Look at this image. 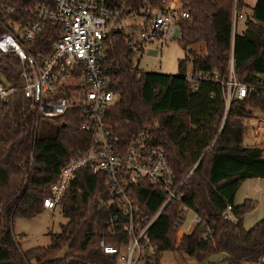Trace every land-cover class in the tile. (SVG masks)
Instances as JSON below:
<instances>
[{"label": "trees", "instance_id": "1", "mask_svg": "<svg viewBox=\"0 0 264 264\" xmlns=\"http://www.w3.org/2000/svg\"><path fill=\"white\" fill-rule=\"evenodd\" d=\"M40 2L50 6L54 0H0L8 6L0 5V22L25 24L29 21L25 13ZM181 6L190 18L179 24L186 58L179 62L177 75L139 71L133 62L137 50L127 46L125 34L108 39L103 62L104 77L118 95L108 120L121 144L127 146L138 133L149 130V143L166 153L177 184L183 183L181 200L170 202L150 229L155 254L146 253L145 264H161L167 253H184L198 264L222 254L224 264H264V220L249 231L243 226L256 203L235 204L243 183L264 180V150L244 145L243 123L254 110L264 113V0H258L242 35L233 34L234 0H181ZM244 8V0H237L238 11ZM3 32L0 24V35ZM50 39L46 34L44 41L29 46L31 52L47 55ZM232 56L236 76L249 87V94L244 100H233L226 113L223 89L214 77L226 76ZM189 64L193 66L190 75ZM19 71L15 55L0 54V75L6 84L20 85ZM89 145V137L72 115L38 120L22 94L5 104L0 114V264L121 262L117 255H106L101 243L127 247L128 219L104 176L86 170L61 203L68 221L48 247L23 252L14 234L17 218L32 219L43 213L44 201L62 168ZM131 188L142 215L138 223L146 225L168 195L148 182ZM229 206L237 224L224 218ZM184 208L204 221L189 237L183 232ZM114 216L120 221L111 232L108 221Z\"/></svg>", "mask_w": 264, "mask_h": 264}, {"label": "built area", "instance_id": "2", "mask_svg": "<svg viewBox=\"0 0 264 264\" xmlns=\"http://www.w3.org/2000/svg\"><path fill=\"white\" fill-rule=\"evenodd\" d=\"M0 5L8 8L6 4ZM25 14L29 17L25 24L16 22L13 26L0 22L4 31L0 35V54L17 57L21 81L20 85L9 86L0 75V114L9 99L22 94L38 120L72 115L79 121L80 131L90 139L88 150L71 158L60 171L44 201V209L54 211L61 206L83 171L104 176L108 190L128 219L125 224L128 246L110 247L102 242L101 248L106 255L119 256L125 264L145 261L146 253L155 254L149 239L150 229L170 202L181 200L179 192L183 183L177 184L166 153L149 143V130L138 133L127 146L121 144L108 120L118 95L104 77L103 62L107 41L112 35L125 34L127 46L133 50L149 44L164 47L174 40L180 21L189 19L190 15L182 8L181 0H143L141 3L138 0H54L50 6L40 2ZM244 18L234 0L233 33L237 32L238 21ZM46 34L53 37L48 42L49 53L38 57L29 46L44 41ZM214 80L222 86L226 113L233 100H244L249 94V87L236 76L233 56L226 76H215ZM251 132L254 138H260L264 134V119L257 120ZM143 182L168 195L166 203L146 225L138 223L142 215L131 188ZM183 215V232L187 237L204 224L195 211L184 208ZM224 218L238 223L232 206L227 208ZM119 221V216L110 218L111 232L117 230Z\"/></svg>", "mask_w": 264, "mask_h": 264}, {"label": "rangeland", "instance_id": "3", "mask_svg": "<svg viewBox=\"0 0 264 264\" xmlns=\"http://www.w3.org/2000/svg\"><path fill=\"white\" fill-rule=\"evenodd\" d=\"M255 0H247V3L253 5ZM245 15L244 19L238 21L237 34H242L246 28V23L252 17L253 9L247 7L240 11ZM235 35V33H233ZM181 30H179L173 41L166 46L160 44L145 45L143 49L136 51L133 62L139 71L144 73H155L162 75L175 76L179 73V62L186 58V53L181 46ZM192 64L187 66V74H191ZM225 77V76H224ZM264 113L254 110L250 119L243 121L246 126L244 145L257 147L264 150V134L260 138H254L251 130L256 126L257 120H263ZM50 128L55 130L54 126ZM247 200L256 203V208L248 213L243 220L244 228L249 231L259 222L264 220V180H248L243 183L236 196V205L241 206ZM191 217V215H190ZM63 216L61 206L54 211L44 210L36 218L24 219L17 218L14 222V234L16 235L19 246L23 252L36 248H45L51 244V237L59 235L62 232V226L67 223ZM125 250L122 251L124 253ZM65 252H62V255ZM225 255H219L212 258L206 264H224ZM119 264H125L119 262ZM136 264H145V261H139ZM161 264H198V262L184 253H167L163 256Z\"/></svg>", "mask_w": 264, "mask_h": 264}, {"label": "crops", "instance_id": "4", "mask_svg": "<svg viewBox=\"0 0 264 264\" xmlns=\"http://www.w3.org/2000/svg\"><path fill=\"white\" fill-rule=\"evenodd\" d=\"M257 2H258V0H255V2L253 3V5H250V4L247 3V0H244V4L246 5V8L249 7V8H251V9H254V8H255ZM246 8H245V9H246ZM237 30H238V28H237ZM245 30H246V28L243 30L242 34L245 32ZM236 34H237V32H236ZM236 34H235V35H236ZM242 34H240V35H242ZM235 204H236V202H235ZM236 206H237V205H236ZM255 208H256V205H255Z\"/></svg>", "mask_w": 264, "mask_h": 264}]
</instances>
